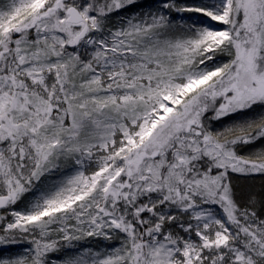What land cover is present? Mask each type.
<instances>
[{
    "label": "snow or ice",
    "instance_id": "6c2138e0",
    "mask_svg": "<svg viewBox=\"0 0 264 264\" xmlns=\"http://www.w3.org/2000/svg\"><path fill=\"white\" fill-rule=\"evenodd\" d=\"M0 264H264V0H0Z\"/></svg>",
    "mask_w": 264,
    "mask_h": 264
},
{
    "label": "rangeland",
    "instance_id": "374dc122",
    "mask_svg": "<svg viewBox=\"0 0 264 264\" xmlns=\"http://www.w3.org/2000/svg\"><path fill=\"white\" fill-rule=\"evenodd\" d=\"M14 251H15V249H14Z\"/></svg>",
    "mask_w": 264,
    "mask_h": 264
}]
</instances>
